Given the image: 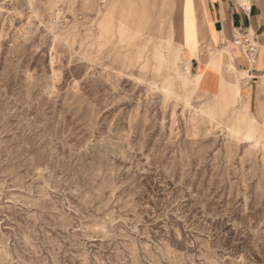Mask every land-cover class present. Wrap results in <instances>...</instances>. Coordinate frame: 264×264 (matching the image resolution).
Masks as SVG:
<instances>
[{"label":"rangeland","instance_id":"obj_1","mask_svg":"<svg viewBox=\"0 0 264 264\" xmlns=\"http://www.w3.org/2000/svg\"><path fill=\"white\" fill-rule=\"evenodd\" d=\"M104 1L0 0V264H264V112L199 90L181 0L122 42Z\"/></svg>","mask_w":264,"mask_h":264},{"label":"crops","instance_id":"obj_2","mask_svg":"<svg viewBox=\"0 0 264 264\" xmlns=\"http://www.w3.org/2000/svg\"><path fill=\"white\" fill-rule=\"evenodd\" d=\"M107 1L102 33L116 34L121 42L127 34H142L150 12L164 15L169 5L167 0H141L140 5L119 8L117 13L120 0ZM162 21L160 37L171 42L165 28L167 19ZM237 32H248L257 40L258 52L250 62L234 43ZM162 46L158 43L154 50L161 51ZM177 48L190 63L194 77L203 75L199 90L215 98L213 103L221 108V114L240 96L250 113L264 112V0H181V42ZM137 56L130 55L129 59L136 60ZM242 73L247 76L240 85L238 76Z\"/></svg>","mask_w":264,"mask_h":264},{"label":"built area","instance_id":"obj_3","mask_svg":"<svg viewBox=\"0 0 264 264\" xmlns=\"http://www.w3.org/2000/svg\"><path fill=\"white\" fill-rule=\"evenodd\" d=\"M99 1L103 2L104 0ZM247 8H249V6H247ZM234 43L241 48L243 55L249 62L255 58L258 52V43L255 37L250 33L237 32L234 38Z\"/></svg>","mask_w":264,"mask_h":264},{"label":"bare ground","instance_id":"obj_4","mask_svg":"<svg viewBox=\"0 0 264 264\" xmlns=\"http://www.w3.org/2000/svg\"><path fill=\"white\" fill-rule=\"evenodd\" d=\"M201 79H200V77L198 78V81H200ZM189 80H187V82H188Z\"/></svg>","mask_w":264,"mask_h":264}]
</instances>
